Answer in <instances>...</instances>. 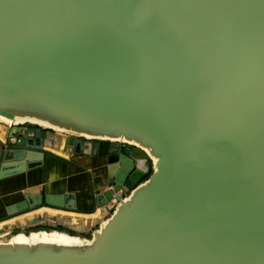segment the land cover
<instances>
[{
	"label": "water",
	"instance_id": "obj_1",
	"mask_svg": "<svg viewBox=\"0 0 264 264\" xmlns=\"http://www.w3.org/2000/svg\"><path fill=\"white\" fill-rule=\"evenodd\" d=\"M46 155L109 190L26 195L0 264H264V0H0V180Z\"/></svg>",
	"mask_w": 264,
	"mask_h": 264
},
{
	"label": "crops",
	"instance_id": "obj_2",
	"mask_svg": "<svg viewBox=\"0 0 264 264\" xmlns=\"http://www.w3.org/2000/svg\"><path fill=\"white\" fill-rule=\"evenodd\" d=\"M106 158L72 156L69 159L46 155L44 166L0 180V222L8 212L23 202L26 195L74 196L77 209L84 213L98 210L96 196L109 190L104 187ZM17 218L8 222H15ZM30 229H35L34 227Z\"/></svg>",
	"mask_w": 264,
	"mask_h": 264
}]
</instances>
